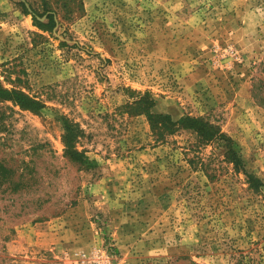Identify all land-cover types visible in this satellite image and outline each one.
I'll use <instances>...</instances> for the list:
<instances>
[{
	"label": "rangeland",
	"instance_id": "obj_1",
	"mask_svg": "<svg viewBox=\"0 0 264 264\" xmlns=\"http://www.w3.org/2000/svg\"><path fill=\"white\" fill-rule=\"evenodd\" d=\"M18 1L0 81L43 106L0 101V264H264V0H49L45 31ZM150 98L219 126L259 182L190 129L157 137Z\"/></svg>",
	"mask_w": 264,
	"mask_h": 264
},
{
	"label": "trees",
	"instance_id": "obj_2",
	"mask_svg": "<svg viewBox=\"0 0 264 264\" xmlns=\"http://www.w3.org/2000/svg\"><path fill=\"white\" fill-rule=\"evenodd\" d=\"M60 1L61 6H67L70 0H56ZM37 5L28 0H20L17 4L22 8L25 14H30L32 23L41 30H51L55 25L54 15L56 10L51 6L49 0H39ZM41 17L46 20H41ZM140 98L137 101H141ZM11 101L23 109H29L37 112L43 104L39 99L25 93L24 91L15 87H6L0 81V101ZM145 101V100H144ZM153 100L150 98L149 105L144 110L147 115L152 131L161 139H165V131L176 129H190L195 132L198 142L202 143H214V145L220 150L225 160L232 163L234 168L238 171H242L250 184L259 182V179L250 173L244 165L242 158L235 149L233 139L227 135L217 125L210 123L209 121L193 115H183L178 119H172L169 114H163L160 112L151 111ZM63 141L65 145V154L72 160L77 162H83L85 159L83 153L75 147V139L78 135V126L75 123L64 121L63 125ZM189 164L193 167H197L193 164V161L189 159ZM199 166V165H198Z\"/></svg>",
	"mask_w": 264,
	"mask_h": 264
},
{
	"label": "crops",
	"instance_id": "obj_3",
	"mask_svg": "<svg viewBox=\"0 0 264 264\" xmlns=\"http://www.w3.org/2000/svg\"><path fill=\"white\" fill-rule=\"evenodd\" d=\"M96 232H97V231H96ZM93 234H94V233H93V230H92V244L94 243V241H95V240L97 239V237H98L97 234H94V235H93Z\"/></svg>",
	"mask_w": 264,
	"mask_h": 264
},
{
	"label": "built area",
	"instance_id": "obj_4",
	"mask_svg": "<svg viewBox=\"0 0 264 264\" xmlns=\"http://www.w3.org/2000/svg\"><path fill=\"white\" fill-rule=\"evenodd\" d=\"M98 264H100V263H98Z\"/></svg>",
	"mask_w": 264,
	"mask_h": 264
}]
</instances>
